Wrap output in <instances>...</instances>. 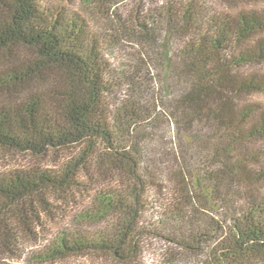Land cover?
<instances>
[{"label": "trees", "instance_id": "obj_1", "mask_svg": "<svg viewBox=\"0 0 264 264\" xmlns=\"http://www.w3.org/2000/svg\"><path fill=\"white\" fill-rule=\"evenodd\" d=\"M76 2L0 0V154H72L58 170L0 173V250L20 259V235L42 226L48 198L80 190L95 169L114 185L77 222L106 226L58 232L37 262H134L135 238L173 228L190 251L214 242L203 264H264V72L242 71L264 65V0H80L109 21L106 37ZM105 43L135 53L159 43L154 65L138 53L159 70L152 110L132 84L113 99L123 88ZM161 123L167 147L149 131Z\"/></svg>", "mask_w": 264, "mask_h": 264}, {"label": "rangeland", "instance_id": "obj_2", "mask_svg": "<svg viewBox=\"0 0 264 264\" xmlns=\"http://www.w3.org/2000/svg\"><path fill=\"white\" fill-rule=\"evenodd\" d=\"M76 9H82L85 14L90 15L92 20V27L95 31L101 33L106 37L109 30V21L100 19L97 16L94 8L88 7L87 9L81 5L80 0H77ZM122 10V9H121ZM104 31H106L104 33ZM111 34V33H110ZM159 35L162 36L160 33ZM143 44V43H140ZM154 47H147L146 45H137V52L128 47H121L116 44H106L105 52L106 57L109 60L114 75L121 78L120 84L123 90H115L113 99H122L124 92L128 91L132 84L133 88L140 93H144L148 100V108L151 110L154 107V100L158 101L163 98L161 85L158 82V72L156 67H153V61L157 60L160 56L158 52L159 43ZM143 52L146 55L145 61L152 63L151 66L146 67L139 58V54ZM244 73L249 72H264V65L249 66L243 68ZM123 84H122V83ZM124 85V86H123ZM159 98V99H156ZM117 100V101H118ZM255 101L264 103V97L255 99ZM154 113V112H153ZM153 135V142L156 140L162 142L163 147H167L168 143L172 142L170 138L169 127L167 123L156 124L155 129L150 128ZM259 148L264 151V143H261ZM72 154L69 153H52L49 152L44 158H33L31 156H13V155H1L0 154V173H6L12 170L29 169L37 165L42 169L58 170L65 164L69 163V159ZM78 191L68 194L65 198L59 196L49 197L50 212L41 210L40 217L42 218V226L33 225V233L29 234L22 231L19 238V251L21 254L20 259H11L9 256L0 250V260L7 262L8 264H203L205 263V255L203 252H207L214 246V242H209L210 248L204 246L206 251L197 252L190 251L183 246V243L177 240L179 235L178 231L170 228L169 230L157 229V233L154 235L144 234L135 238L131 243L137 247L136 257L137 261L127 259L124 261L114 260L108 255L101 254H88L80 255L76 257H70L64 260H55L51 262L39 263L34 258L35 255L40 254L46 247L51 246L58 232H66L68 230L74 231L76 228H83L90 232H96L106 226L105 222L95 223H81L78 225L77 218L83 211L90 208L98 191L103 189L109 183L106 176L99 175L98 172L93 169L90 174L80 175ZM117 183V182H116ZM153 207L162 212L165 210L166 198L154 197ZM210 217H215V214L210 213ZM202 224L207 221L206 217L202 215ZM206 223V222H205ZM227 222L225 221L224 224ZM141 224H139V227ZM143 226V225H142ZM171 233V234H170ZM211 241V240H210Z\"/></svg>", "mask_w": 264, "mask_h": 264}]
</instances>
